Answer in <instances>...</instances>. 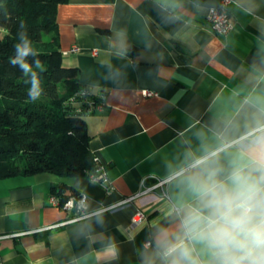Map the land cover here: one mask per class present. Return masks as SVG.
<instances>
[{
	"label": "crops",
	"instance_id": "1",
	"mask_svg": "<svg viewBox=\"0 0 264 264\" xmlns=\"http://www.w3.org/2000/svg\"><path fill=\"white\" fill-rule=\"evenodd\" d=\"M219 3L58 5L63 64L101 98L83 118L107 181L0 178V264H220L206 189H232L237 169L264 175V0H230L226 34L205 19ZM56 184L104 209L65 222L74 212L50 204ZM139 210L146 219L132 227Z\"/></svg>",
	"mask_w": 264,
	"mask_h": 264
},
{
	"label": "trees",
	"instance_id": "2",
	"mask_svg": "<svg viewBox=\"0 0 264 264\" xmlns=\"http://www.w3.org/2000/svg\"><path fill=\"white\" fill-rule=\"evenodd\" d=\"M68 0H0V178L52 173L60 178L89 177L99 162L89 147L83 116L101 98L78 80L76 67L63 65L56 21ZM25 36L35 51L26 57L40 82L41 95L29 96L32 73L10 58ZM41 67L37 68L35 61ZM59 204L78 192L56 184Z\"/></svg>",
	"mask_w": 264,
	"mask_h": 264
},
{
	"label": "clouds",
	"instance_id": "3",
	"mask_svg": "<svg viewBox=\"0 0 264 264\" xmlns=\"http://www.w3.org/2000/svg\"><path fill=\"white\" fill-rule=\"evenodd\" d=\"M22 44L15 45L17 55L12 65L21 67L25 75L32 73L29 96L37 100L41 95L40 82L26 57L35 55L28 39L21 35ZM40 68L39 60L35 61ZM234 187L213 184L206 189L207 218L211 244L219 249L220 264H264V175L253 181L237 169L231 176ZM188 255L187 251L183 253Z\"/></svg>",
	"mask_w": 264,
	"mask_h": 264
},
{
	"label": "built area",
	"instance_id": "4",
	"mask_svg": "<svg viewBox=\"0 0 264 264\" xmlns=\"http://www.w3.org/2000/svg\"><path fill=\"white\" fill-rule=\"evenodd\" d=\"M229 2H230V0H220V3L217 6H212L209 9H207L208 13L206 14L205 19H206L207 23L209 24L210 28L216 33L226 34L230 28V24L228 22L229 21L228 20V11L226 10ZM70 51L71 52H77V51H79V48L76 46H73ZM144 94L150 95V94H152V92L144 91ZM100 103H101V101L98 103H95L91 107V110L94 111V110L101 109L102 104H100ZM95 160L97 161L96 157H95ZM89 179L91 181L96 182V183L106 182L107 177H106L104 165L99 163L98 167H96V172L91 174L89 176ZM158 184L161 185L162 182H159ZM151 190H152V188H151ZM142 192L144 193L145 190ZM139 194H136V195H139ZM136 195L131 196L129 198H126L125 200L122 201V203L129 202L130 200H133L136 197ZM49 202H50V204H52L56 207L62 208V209L67 210V211H73L74 212V215L72 217H70V219H67V221H65V222L80 219V218L83 219L84 217H88V216L93 215L94 213H97V212L102 211L104 209V208H100L99 210L93 211V212L87 211L86 207H85L86 202H87V196L85 194H81V193H79L77 196H70L62 204H59V198L57 197V195L50 194ZM145 219H146L145 214L143 213V211L139 210V211H137V213L132 218L131 226L135 227V226L139 225L141 222L145 221ZM65 222H61V224L65 223ZM61 224H58V225H61ZM145 244L147 246H149L151 244V242L147 241Z\"/></svg>",
	"mask_w": 264,
	"mask_h": 264
},
{
	"label": "rangeland",
	"instance_id": "5",
	"mask_svg": "<svg viewBox=\"0 0 264 264\" xmlns=\"http://www.w3.org/2000/svg\"><path fill=\"white\" fill-rule=\"evenodd\" d=\"M63 65H65V63H64ZM65 66H66V65H65Z\"/></svg>",
	"mask_w": 264,
	"mask_h": 264
}]
</instances>
